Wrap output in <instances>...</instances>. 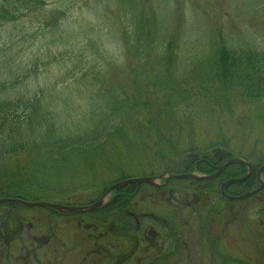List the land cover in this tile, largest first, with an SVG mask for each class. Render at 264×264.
I'll return each instance as SVG.
<instances>
[{"label": "rangeland", "instance_id": "1", "mask_svg": "<svg viewBox=\"0 0 264 264\" xmlns=\"http://www.w3.org/2000/svg\"><path fill=\"white\" fill-rule=\"evenodd\" d=\"M223 44L264 51V0H0V79L8 58L25 66L23 100L37 97L51 121L82 136L64 164L30 149L1 157L0 197L18 192L28 201L83 206L126 178L153 176L158 184L127 185L133 212L158 218L141 220L139 248L135 236L110 232L109 221L104 237L84 227L91 218L78 223L75 215L19 205L24 242L38 237L45 245L37 264L53 261L55 240L71 246L57 264L87 255V264H264V174L237 193L262 190L238 201L220 196L221 180L161 185L169 174L200 175L201 159L222 153L264 164V91L243 95L216 82ZM133 244L137 254L128 259Z\"/></svg>", "mask_w": 264, "mask_h": 264}, {"label": "trees", "instance_id": "2", "mask_svg": "<svg viewBox=\"0 0 264 264\" xmlns=\"http://www.w3.org/2000/svg\"><path fill=\"white\" fill-rule=\"evenodd\" d=\"M22 4L25 6L29 3ZM219 51L217 60L220 62V72L216 75V82H222L226 89L240 90L243 95H249L252 92L257 96L264 91L255 90L256 87H264V51H256L247 46L228 48L225 44ZM5 64L6 78L0 79V91H6V98L0 100V158L8 156L7 159L10 160L17 153L22 154L30 149L36 150L37 157L39 156L42 161L67 163L75 151L73 145L81 141L82 136L71 135L61 129L60 125L57 126L55 121H51L45 105L41 104L37 97L23 100L26 93L20 90L21 83L18 81V76L25 66L22 68L15 66L11 58H8ZM219 161L218 157H214L198 169L210 172L213 169L212 165L218 164ZM27 165L31 166V163L27 161ZM50 169V166L45 167L40 173L45 174ZM245 169L244 165L234 163L223 174H232V176L238 173L244 174ZM256 179V176L252 174L241 183L229 185L227 192L235 194L240 190L243 191L254 184ZM128 188L130 187L122 186L117 190L110 205L119 204L121 209L126 207L130 203V199H126V193L130 192ZM15 193L11 196L24 198L22 194Z\"/></svg>", "mask_w": 264, "mask_h": 264}, {"label": "flooded vegetation", "instance_id": "3", "mask_svg": "<svg viewBox=\"0 0 264 264\" xmlns=\"http://www.w3.org/2000/svg\"><path fill=\"white\" fill-rule=\"evenodd\" d=\"M203 161H207V159H204ZM223 163V161L221 162ZM221 165V164H220ZM219 166V164H218ZM227 167V166H226ZM225 167V168H226ZM217 178V177H216ZM221 180V178L219 179ZM215 179L210 180L207 183L214 182ZM223 181V180H222ZM221 181V182H222ZM199 201V200H197ZM2 207H4V211L2 210V216L0 218V264H37L39 257L36 256V254H40V248L45 246L40 244V240L38 237L33 238L29 242H24L21 231H22V221L19 218V210L16 207H19V204L16 203H0ZM64 205H70V204H64ZM134 204L131 205V209H134ZM61 215L60 217L64 218H71L68 215H75L78 217L77 222L80 223L84 221L85 219H89L90 222L84 224L85 228H91L94 229L95 227L98 228V230H102V235L106 237L108 231L105 230L106 222L109 221V231L112 232L116 237H123V238H131L132 236L136 237V243H138L139 248V242L141 241L140 238L135 234L137 231L145 229L144 226H140V222L142 219L145 218H151L154 221L158 222V218L152 214V213H134L133 211L129 210L125 213L123 212V215L120 214V212L113 217L111 214L106 215L104 213V209H98L93 212H82L80 214H74L70 213L65 210H56ZM97 211V212H96ZM108 218L106 219L105 216ZM124 219V222L127 223V227L121 228L120 220ZM129 217V218H127ZM127 219V220H126ZM143 231V230H142ZM145 237L147 240H152L153 237H156V234L152 232H145ZM92 236H90V239ZM98 238V235L94 234L93 240ZM65 245V243L63 242ZM62 243H59L57 245L56 240L54 242H51L49 244V252L51 253L52 260H49L45 264H57L60 262L61 258H66L68 254L71 252V246L66 247ZM29 246H33L32 248H29ZM133 249L131 252L126 256V258L131 259L134 254H137V250H135V244L132 245ZM152 248H154L153 245H151ZM162 248V247H161ZM142 249V248H141ZM158 249V248H157ZM165 249V248H164ZM95 252L97 254H100V248L95 247ZM164 253H168V249H165ZM33 255L32 258H29V255ZM89 254V253H88ZM44 255V252L42 253ZM88 256H84L82 258V261L77 264H87ZM91 256V255H90ZM70 257V255L68 256ZM163 257H166L163 256ZM59 258V259H58ZM124 258L121 260L123 261ZM54 262V263H53ZM120 264H128L127 262H119ZM71 264V263H70ZM148 264V262L146 263Z\"/></svg>", "mask_w": 264, "mask_h": 264}, {"label": "water", "instance_id": "4", "mask_svg": "<svg viewBox=\"0 0 264 264\" xmlns=\"http://www.w3.org/2000/svg\"><path fill=\"white\" fill-rule=\"evenodd\" d=\"M230 162L232 161H239V162H242V160L240 159H231L229 160ZM228 163V162H227ZM247 168H248V173L241 177V178H231V179H228L227 181L223 182L221 184V187H220V190L221 192H223V187L225 184L227 183H232V182H241V181H244L252 172V168L250 165L246 164ZM222 167L218 168V172L221 171ZM264 171V165L260 166L257 171H256V175L257 177L260 176V173ZM214 175L216 174H213L211 175L210 177H213ZM190 174H181V175H177L175 177H178V178H182V177H189ZM151 183L152 180L151 178L149 177H137V178H130V179H127V180H123V181H120V182H117L113 185H111L104 193H108L109 191L113 190V189H116L118 188L120 185H124V184H128V183ZM251 193H244L242 195H239V196H226L227 198L229 199H232V200H237V199H242L244 197H247L249 196ZM3 201H10V202H18V203H21L25 206H28V207H32V206H39V207H50V208H56V209H65V210H68V211H72L74 213H77V212H80V211H90L92 210L99 202H96L95 204H93L92 206L90 207H85V208H78V207H67V206H61V205H56V204H52V203H49V202H44V201H41V202H25V201H22V200H19V199H0V202H3Z\"/></svg>", "mask_w": 264, "mask_h": 264}]
</instances>
